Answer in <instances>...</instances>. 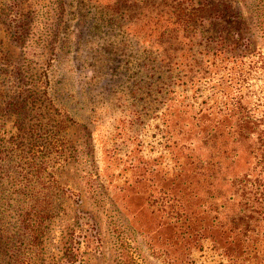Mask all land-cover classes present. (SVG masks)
Wrapping results in <instances>:
<instances>
[{
	"label": "rangeland",
	"instance_id": "obj_1",
	"mask_svg": "<svg viewBox=\"0 0 264 264\" xmlns=\"http://www.w3.org/2000/svg\"><path fill=\"white\" fill-rule=\"evenodd\" d=\"M262 7L0 0V255L9 243L35 264H227L210 238L179 250L182 189L189 211L198 189L210 200L208 168H199L210 148L183 139L182 124L195 127L190 117L220 107L231 90L209 51L219 45L246 64L264 60ZM243 92L264 116V71H252ZM30 128L43 134L40 147H51L49 135L59 139L31 165L45 169L44 184L23 175L31 168L19 149L30 141L20 136ZM240 155L229 177L248 170ZM36 192L50 212L42 247L19 223Z\"/></svg>",
	"mask_w": 264,
	"mask_h": 264
},
{
	"label": "trees",
	"instance_id": "obj_2",
	"mask_svg": "<svg viewBox=\"0 0 264 264\" xmlns=\"http://www.w3.org/2000/svg\"><path fill=\"white\" fill-rule=\"evenodd\" d=\"M261 2L263 7L258 10L261 13L259 30L264 38V0ZM209 55L212 56L210 65L216 67V73L225 72V82L231 90L225 93V100L220 107H212L210 111L201 109L195 116L190 117L191 125L195 127L182 124L183 139L190 135L210 148V160L204 162L201 159L199 162V168L204 165L208 168L210 183L205 189L210 194V200H205L204 195H200L202 189H198L199 194L195 196V202L189 211L185 207L186 189H182V214L179 226L176 227L179 231V250L183 255L210 238L213 249L221 252L223 258L227 259V264H262L264 257H260V254L264 252V116H256V109L250 108L243 87L248 83L252 71H264V60L254 58L246 64L241 56L229 54L219 45L209 51ZM221 78L219 85L223 84ZM179 113L180 119L185 120L188 111L184 109ZM20 129L25 128L20 126ZM25 131L27 132L20 138L25 135L30 142L26 149L20 147L19 155L31 168L32 174L23 166V175L26 180L36 176L39 182H43L42 173L45 169L37 171L31 165L38 153L45 155L58 150L55 144L59 139L55 135H49L52 140L47 142L51 147H40L38 143L43 138L40 130L30 128ZM240 151H244L246 159H249L246 160L249 168L246 172L229 177L228 171L241 161L243 153L240 155ZM2 153L0 145V158ZM198 184L200 185V181ZM43 197L45 196L39 195V192L34 193L31 195L30 204L19 213L20 228L30 235V242L34 247H42L45 223L50 218L48 205ZM230 206L234 210L232 213L228 210ZM0 257L3 260L0 262L6 264H35L21 252L12 253L9 243H5V252Z\"/></svg>",
	"mask_w": 264,
	"mask_h": 264
}]
</instances>
